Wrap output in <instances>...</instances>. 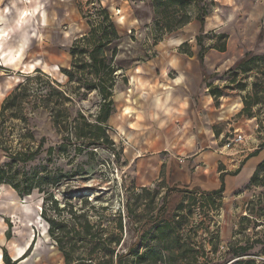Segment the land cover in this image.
<instances>
[{"label":"rangeland","instance_id":"1","mask_svg":"<svg viewBox=\"0 0 264 264\" xmlns=\"http://www.w3.org/2000/svg\"><path fill=\"white\" fill-rule=\"evenodd\" d=\"M29 1L0 0V12L7 7L11 10L6 16L5 24L12 40L5 46L15 47L20 39L26 40L21 45L26 49L25 54L17 68L0 65V109L6 96L23 82L24 75L34 73L37 68L64 86L68 85L61 69L71 66L70 46L77 38L89 32L87 14L101 2L108 8L121 34V40L117 42L119 53L114 61L119 68L118 83L114 90L113 115L108 121V133L115 144L112 149L105 146L91 148L81 156H76L74 151L61 154L56 149L53 162L47 161L48 157L44 152L34 163L13 167L20 176L25 173L30 175L32 172H44L53 176L61 171L69 177L62 178L54 185L51 181L44 185L47 194L35 190L31 195L25 196V199L19 197L9 186L0 188L2 235L10 256L12 248L26 245L30 237H33L30 241L33 247L29 254L36 260V264H64V258L48 235V226L40 219L45 196L58 201L61 206L67 201L73 203L84 197L98 199L100 204L111 206L114 213L122 210L128 199L129 205L134 209L140 208L139 203L142 204L141 207H147L149 218L158 214L161 221L172 220L179 204L186 200L188 194L169 192L165 207L162 208L164 197L167 189L175 185L183 189L184 186L173 183L168 185L167 178L163 177L152 185L143 186L139 161L156 154L166 158L169 155L184 158V151L190 145L188 138L201 125L210 130L221 110L232 109L234 112V105L243 102L249 95L259 93V105L254 109L255 118L244 116V119H255L261 125L258 132L264 133V75L261 74L264 69V0H207L205 3L208 4L210 13L205 17L203 33L197 19L199 9L195 5L188 8L192 16L191 23L178 31L166 33L157 26L162 17L161 10L154 4L157 0ZM23 11L25 13L20 17ZM200 34H203L206 46L207 75L214 76L208 82L225 91V95L217 102L210 98L207 87L201 80L197 58L200 49L197 37ZM219 35L226 38L220 39ZM184 37L183 43L187 42L188 47L182 48L181 45L161 48V44ZM225 44V52L220 53L213 48ZM186 50L188 54L185 53ZM246 53L263 61L257 65V69L246 74L239 71V77L233 79L234 76L229 71L243 60ZM163 54L168 56L164 62L161 60ZM172 57L182 59L184 65H193L196 71L198 80H193L194 89L193 86L182 87L192 94L189 103L193 111L190 115L184 114L187 99L180 96L181 86L173 83V80L179 78V71L174 68L164 69L165 65L163 66ZM22 65L26 68L23 69ZM152 68L157 80L151 78V75L148 77ZM138 69H143V72L137 73ZM165 71L166 78L163 77ZM186 71L184 68L182 74L187 82L193 76H188ZM133 77L138 79L137 88L132 93L133 102L116 103V95L118 100L120 92L126 93L131 89ZM159 82L167 83L172 90L165 92L160 88ZM255 83L256 86L253 85ZM242 84H247L245 91L240 88ZM99 106L100 97L91 93L86 101L73 106L71 112L77 115V111H81L93 120L99 113ZM126 106L136 111L132 117L124 115L123 109ZM27 114L31 119V129L37 137L48 138L46 149L55 147L61 136L53 128L51 114L43 109L28 111ZM240 117L237 115L234 119ZM8 119L15 124L12 129L15 131L12 135L15 141L19 138L17 130L20 121L11 115ZM214 128L216 134L218 126ZM258 143L261 148L264 136L259 138ZM13 146L20 147L16 142ZM6 162L7 154L0 150V166ZM45 168L47 169L43 171ZM142 188H147L150 192H143ZM202 192L207 191L197 193L192 203V221L198 233L194 235L193 232L191 236L200 247L204 246L208 250V255H200L199 264H247L254 262L255 255L264 257V189L256 194L252 204L246 208H227L222 204L223 198L215 202V205L212 200L201 197ZM138 195L143 197L136 204ZM150 220L144 230L151 237L155 222ZM202 220L206 221L205 225H202ZM135 227L137 225L134 224ZM231 227L234 229L232 236H236L235 239L230 236ZM137 241L132 231L127 242L134 244ZM243 246L253 248L245 255H236V250Z\"/></svg>","mask_w":264,"mask_h":264},{"label":"trees","instance_id":"2","mask_svg":"<svg viewBox=\"0 0 264 264\" xmlns=\"http://www.w3.org/2000/svg\"><path fill=\"white\" fill-rule=\"evenodd\" d=\"M206 1L157 0L154 4L162 13L157 26L166 33L180 30L191 23L192 16L188 8L195 5L199 9L197 19L201 23L203 33L205 17L210 13ZM87 15L89 32L71 44V66L61 69L68 80V85L64 86L37 68L34 73L24 75L23 82L6 96L1 106L0 150L7 154V162L0 166V188L9 186L21 198L25 199V196L31 195L35 190L47 194L44 185H48L50 181L53 185L57 184L69 175L60 171L53 176L44 172V174L32 172L30 175L25 173L20 176L13 170L14 166H27L34 163L44 152L48 157L47 161L53 162L52 158L56 149L61 154L74 151L76 156H81L88 153L91 148L105 146L112 149L115 144L108 133V121L113 115L114 90L118 83L119 68L115 66L114 61L119 53L117 42L121 40V34L108 8L101 2ZM219 38L225 39L226 36L219 35ZM197 44L200 48L197 58L200 61L203 81L214 100H218L225 91L208 82L214 76L207 75L203 34L197 37ZM181 45L182 48L189 46L187 42ZM216 49L225 52L226 44ZM185 53L188 54V51L186 50ZM262 61L263 59L246 53L243 60L230 69L229 74L231 73L234 76L233 79H236L239 77V71L243 74L249 73L257 69V65ZM261 74L264 75V69L261 70ZM240 88L245 91L247 84L240 85ZM262 89L264 90V86ZM91 93H96L100 97L98 115L93 120L81 111L73 115L71 112L73 106L86 101ZM258 96L259 93H256L243 99L244 109L241 115L256 117L254 109L259 105ZM38 109L51 114L53 128L61 136V140L55 147L46 149L48 138L45 136L38 138L31 129V119L27 113ZM10 115L20 121V125H16L19 127L17 130L19 138L15 141L12 137L15 124L9 122ZM14 142L20 147L15 148ZM261 148H264V144ZM263 172L264 164L253 176L251 180L253 185L264 186V177L261 178ZM163 173L162 169L161 177H164ZM224 180L225 175L222 174L220 189L215 192H202L201 197L212 200L216 205L215 202L221 201L225 192ZM142 189L143 192H150L147 188ZM172 191L187 193L188 196L179 204L170 221H161L158 214L154 218H149L147 207L143 208L139 203L140 208L134 209L129 205L128 199L123 209L114 213L111 206L100 204L98 199L90 200L84 197L73 203L67 201L64 206H61L58 201H53L48 196L44 197L41 219L48 226V235L64 258V264H199L200 255H208L206 253L208 250L194 242L191 234L198 233L192 221L194 208L192 203L201 190L173 186L167 189L162 208L165 207L167 196ZM142 197L137 196L136 204ZM149 219H151L150 222H155L151 237L144 230ZM134 224L137 228H134ZM203 224L205 225L206 221L202 220ZM132 231L138 241L128 244L127 237ZM32 247L33 244L22 260L28 256ZM252 248V246L239 247L236 255H245ZM3 259L5 264L19 262L10 258L6 248H3ZM247 264H254V262Z\"/></svg>","mask_w":264,"mask_h":264},{"label":"crops","instance_id":"3","mask_svg":"<svg viewBox=\"0 0 264 264\" xmlns=\"http://www.w3.org/2000/svg\"><path fill=\"white\" fill-rule=\"evenodd\" d=\"M29 2L31 3V0ZM9 13H11L9 7L5 9L3 8L2 12H0V62H2L0 65L3 67L6 66L17 68L25 54L26 49L22 48L21 45H23L26 40L20 39L15 47L5 46L9 41L12 40V37L10 36L11 34L8 32V26L5 24V22L7 21L6 16ZM24 13L25 12L23 11L22 14H20V17H22ZM183 39H185V37L179 40H171L168 43L161 44V48L181 46V44L183 43ZM213 48L215 51H218L215 46ZM167 57L168 56H166V54H163L161 60L164 62ZM164 65V69L174 68L179 71V78L173 80V83L178 87L181 86L180 88L185 85H187L188 87L193 86V80L194 82L198 80L194 66L184 65V61L182 59L180 60L177 57H172L167 64L163 63V66ZM24 67L25 66L22 65L23 69ZM184 68L187 70L186 72L188 73V76H193V79H190L189 77V81L187 82L185 81V77L182 74ZM199 68L202 76L200 61ZM141 71L143 72V69ZM141 71L140 69H138L136 72L140 74ZM149 72L150 73L148 77L151 75V78L157 80L153 75V68L150 69ZM166 75L167 74L165 71L163 73V77L166 78ZM201 80L203 83H205L203 81V76ZM132 82L130 83L131 89H129L126 93L120 92L118 94L120 95L118 96L119 101L117 100L116 95V103L120 101H125L127 103L133 102V92L137 88L138 79L133 77ZM159 86L167 93L172 90V87L167 83L162 84L159 82ZM193 91L195 92L196 90ZM180 93V96H182V98L187 99L184 103V114L190 115L193 111V108L189 103V99L190 97H192V94H190V91L184 90V88H182ZM209 96L211 99L213 98L210 92ZM221 98H219L218 100H214L213 98V100L217 102ZM234 107V112H232V109L221 110L215 122L212 123L210 130L205 129L201 125L200 129H198V131L194 133L193 136L188 138L190 145L187 148V151H184V158H177L175 155H169V158H166L165 156L156 154L151 158H145L143 160L141 159L139 161V171L142 177L141 181L143 183V186L152 185L155 181L161 179V171L163 169V179L167 178L168 185H170L171 183L178 185L181 184V186H184L183 189L187 188L189 190H192L194 188H197L207 192H215L220 189V186L222 184L221 175L224 174L225 192L223 194L222 204H224L227 208H234L235 206L246 208L250 206V204H252V202L254 201L256 194L261 189H264V186L262 185L255 186L251 183V180L257 172L258 168L264 164V148H260L258 145L259 138L264 136V133L258 132L255 119L245 120L244 116L241 115V112L244 109L242 101L236 103ZM123 111L124 115H128L130 117H132L136 113V111L132 110V108L129 106H126ZM237 115H240L241 117L234 119ZM184 117L185 119H187L186 116ZM216 125L218 126V132L215 134L214 127H216ZM234 131L243 132L246 136V139L251 142L254 148L249 153V157L245 160H243L242 156L239 155L228 157L224 155L225 153L221 154V147L224 145L226 137L230 136ZM124 143H127V141L124 140ZM242 160L243 162L241 163ZM236 172L238 173L235 174ZM263 177L264 172L261 174V178ZM233 231L234 229L231 227L229 232L230 236L233 235ZM235 237H233V239H235ZM32 239L33 237H30L29 241L26 242V245L12 248L13 256L12 254L11 256L9 255L10 258L13 261L19 260L18 264H36V260L30 254L24 260H22L27 253V250L30 248V241H32ZM4 242L5 239L2 235L0 211V264H5L3 259V248H5ZM37 251H39V249H37Z\"/></svg>","mask_w":264,"mask_h":264},{"label":"built area","instance_id":"4","mask_svg":"<svg viewBox=\"0 0 264 264\" xmlns=\"http://www.w3.org/2000/svg\"><path fill=\"white\" fill-rule=\"evenodd\" d=\"M256 128L257 130L260 129V123H257ZM225 140L224 145L221 147V154L225 153L224 155L228 157L239 155L245 160L249 157V153L254 149L251 142L246 139L245 134L241 131L232 132V134L226 137ZM253 259L255 264H264V257L262 255H255L253 256Z\"/></svg>","mask_w":264,"mask_h":264},{"label":"bare ground","instance_id":"5","mask_svg":"<svg viewBox=\"0 0 264 264\" xmlns=\"http://www.w3.org/2000/svg\"><path fill=\"white\" fill-rule=\"evenodd\" d=\"M41 219V218H40Z\"/></svg>","mask_w":264,"mask_h":264}]
</instances>
